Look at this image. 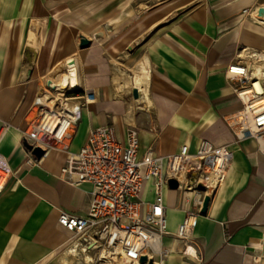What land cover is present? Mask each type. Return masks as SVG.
<instances>
[{"label": "crops", "instance_id": "0c3cea01", "mask_svg": "<svg viewBox=\"0 0 264 264\" xmlns=\"http://www.w3.org/2000/svg\"><path fill=\"white\" fill-rule=\"evenodd\" d=\"M259 8L262 0H0V155L10 170L0 189V264L98 259L57 224L59 212L85 215L90 185L60 179L57 153L26 165L20 141L40 79L70 60L94 98L80 109L70 152L88 129L110 124L118 140L136 129L139 155L194 151L201 141L232 153L187 241L174 233L193 208L164 191L167 234L156 264H264V134L260 145L235 144L225 122L241 108L226 68L248 56L264 61ZM80 38L87 47L78 48Z\"/></svg>", "mask_w": 264, "mask_h": 264}, {"label": "built area", "instance_id": "2783aa9c", "mask_svg": "<svg viewBox=\"0 0 264 264\" xmlns=\"http://www.w3.org/2000/svg\"><path fill=\"white\" fill-rule=\"evenodd\" d=\"M69 68H74L72 61L65 64L63 71ZM225 74L235 84L233 92L241 103V108L225 119L234 143L254 140L260 145L264 134V91L258 92L255 84L260 83L264 90V77L255 76L241 62L229 65ZM47 82L50 81L44 82L31 102L32 114L24 120L20 141L31 149H40L41 158L50 152L60 154L58 177L73 186L91 187L85 215L59 212L57 224L76 238L84 239L92 233L98 260L103 256L110 264L116 258L138 263L144 256L156 264L163 254L160 239L167 234L164 191L169 190L167 181L174 180L176 189L169 191L181 193L183 202L193 208L186 212L174 237L189 240L204 198L214 195L225 181L232 160L229 148L201 141L194 151L182 145L174 154L156 155L145 149L139 155L134 128L125 129L123 139L118 140L112 125H101L88 129L83 145L70 152L69 131L79 120L80 109L93 102V94L79 85L56 95ZM50 85L53 86L51 82ZM43 94L47 95L46 101L41 98ZM261 154L264 156V146ZM26 155V165L37 161L28 152ZM9 176L10 170L0 155V189Z\"/></svg>", "mask_w": 264, "mask_h": 264}, {"label": "water", "instance_id": "95a60500", "mask_svg": "<svg viewBox=\"0 0 264 264\" xmlns=\"http://www.w3.org/2000/svg\"><path fill=\"white\" fill-rule=\"evenodd\" d=\"M264 13V9L259 8L257 10V15L258 17L262 16ZM88 46V41L80 38L79 42H78V48L82 49ZM47 86H49L50 88H53L52 85H50V82L46 83ZM131 96L134 100H137L139 98V93L136 89H132L131 90ZM21 147L23 148V150L25 152H28L35 160H39L43 154V152L38 149V148H32L30 146H28L26 143L21 142ZM176 182L174 180H168L167 181V187L169 190H175L176 189ZM209 202V197H205L202 203V208L200 210V214H204L206 212L207 209V205ZM79 246L82 247V250H88L91 248H94L95 246V236L92 233H87V235L83 238H80L79 240ZM138 264H155L153 263L150 259H146L144 256L140 257V259L138 260Z\"/></svg>", "mask_w": 264, "mask_h": 264}, {"label": "bare ground", "instance_id": "6f19581e", "mask_svg": "<svg viewBox=\"0 0 264 264\" xmlns=\"http://www.w3.org/2000/svg\"><path fill=\"white\" fill-rule=\"evenodd\" d=\"M263 15H264V13H263ZM262 15V16H263ZM262 16H260V17H258L257 19H258V21H260V18L262 17ZM261 21H264V18H262V20ZM264 55V54H263ZM264 58V57H263ZM262 58V59H263ZM70 61H72V60H70ZM263 61V60H262ZM69 61H67L66 63H68ZM73 62V61H72ZM262 63H261V61L258 63V65L257 64H255V65H253L252 67H249V69H252L253 70V74L256 76V75H258V76H261V77H264V69H263V67H262ZM65 77V79H63V80H61L62 78H64ZM79 77L77 76V74H76V70H75V66H74V68H69V69H67V74H64L59 80H58V82H55V84H53V86L52 87H54V93L56 94V95H61L65 90H67V89H71V88H73V87H78L79 86ZM255 88H256V90L258 91V92H262V91H264L263 90V87L260 85V83H256L255 84ZM42 100L43 101H46L48 98H47V95L46 94H43L42 95ZM60 99V101H63V99H62V97L60 96L59 97ZM73 252V251H72ZM86 257V256H85ZM102 259H104L103 258V256H100L99 257V260H102ZM85 261H86V263H89V259H87V258H85ZM124 263L123 264H138V263H128V262H125V261H123ZM107 262L105 261V262H102V264H106ZM122 263V262H121ZM90 264V263H89Z\"/></svg>", "mask_w": 264, "mask_h": 264}, {"label": "rangeland", "instance_id": "374dc122", "mask_svg": "<svg viewBox=\"0 0 264 264\" xmlns=\"http://www.w3.org/2000/svg\"><path fill=\"white\" fill-rule=\"evenodd\" d=\"M262 4L264 5V0H262ZM257 16L256 17H254V19H256L257 20ZM262 18H264V15L260 18V22H262L263 24H264V21H261L262 20ZM245 63H246V65L248 66V67H252L253 65H255V64H257L258 65V63L259 62H256V59H255V57H246L245 58ZM262 67H263V69H264V61H262ZM63 66V65H62ZM62 66H60V65H57L54 69H53V71H52V73L49 75V77L47 76L46 78H41L40 79V81H41V83L42 84H44V81L47 79V78H49L48 80H50V82L52 83V84H55V82H58V80L64 75V74H67V71H63L64 70V66H63V68H60V67H62ZM75 70H76V67H75ZM63 71V72H62ZM253 71V70H252ZM76 74H77V70H76ZM51 78V79H50ZM63 79H65V77L64 78H62L61 80H63ZM60 81V80H59ZM31 115L32 113L30 112V111H28V113L26 114V117L28 116V115ZM29 115V116H30ZM26 117H25V119H26ZM108 125H110V124H108ZM136 130V129H135ZM73 132H74V129H71L70 131H69V134L71 135H73ZM95 252H96V257H98L97 256V254H98V251H96V250H94ZM74 258H76L77 259V261H80V262H77L78 264H83V262H82V260H78V256L77 257H75L74 256ZM82 259V258H81ZM106 260H104V259H102V260H95L94 262H91L90 264H102V262H105ZM122 262V263H121ZM124 262L121 260V259H119V258H116V259H114V262L112 263V264H123ZM87 264H89V263H87ZM106 264H110V263H106Z\"/></svg>", "mask_w": 264, "mask_h": 264}]
</instances>
